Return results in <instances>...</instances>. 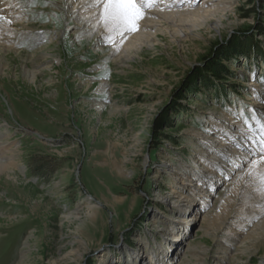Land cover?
Masks as SVG:
<instances>
[{
	"label": "rangeland",
	"instance_id": "1",
	"mask_svg": "<svg viewBox=\"0 0 264 264\" xmlns=\"http://www.w3.org/2000/svg\"><path fill=\"white\" fill-rule=\"evenodd\" d=\"M70 1L24 0L11 32L0 24L10 44L0 47V131L16 148L0 174V264H144L150 253L217 264L222 238L203 220L181 228L170 170L199 165L213 119L250 117L251 79L264 81V0H232L187 34L190 24L164 21L117 49L75 35ZM220 61L230 75L210 74ZM174 234L183 244L169 248ZM240 239L223 264H264V225Z\"/></svg>",
	"mask_w": 264,
	"mask_h": 264
},
{
	"label": "bare ground",
	"instance_id": "2",
	"mask_svg": "<svg viewBox=\"0 0 264 264\" xmlns=\"http://www.w3.org/2000/svg\"><path fill=\"white\" fill-rule=\"evenodd\" d=\"M23 1L0 0V12L4 16L3 22L0 23L2 28H7L13 12H22L25 7L24 4L21 5ZM231 3L232 0H155L152 7L145 6L146 14L139 21V30L113 33L115 43L108 39V29L100 21L99 8L93 4V0H71L65 10L70 12V19L75 21L78 27L74 30L75 35L85 38L96 34L102 37L101 40L105 44H112L117 49L123 43L129 44L134 42V39L149 35L164 21H169L171 25H177L179 22L190 24L188 30H181V33L187 34L191 32V23L201 24L211 15L218 17V13L225 11ZM22 20L25 23L24 17ZM71 26V23L67 24V29L70 30ZM11 30V27L7 28L8 32ZM2 42L0 39L1 48L10 47L8 41ZM251 86L256 98L250 117L245 119L239 109H232L225 115L226 120L213 119L206 133L202 134V139H206L205 142L202 141L206 150L196 154L199 165L189 168L181 163L173 164L170 170L173 172L170 195L176 198L173 200L174 204L178 207V213L184 216L181 228L185 229L186 225L188 228L192 227L199 220L213 227V231L217 232L216 237L222 238L219 240V246L224 250V256L217 260V264L224 263L231 249L239 250L241 236L256 233L264 225V120L259 109L264 104V81L251 79ZM1 134L0 131V174L16 166V148L12 143H8L7 139H3ZM211 139L214 145L207 144ZM219 184H222V190L216 194L215 188ZM87 208L89 217L95 219L97 207L90 203ZM216 224L218 225L214 227ZM219 232L224 234V237H218ZM182 238L177 234L172 238L168 237L167 247H171V240L183 244ZM149 255L147 263L164 264L158 260L156 254L157 260H154L153 254ZM166 256L168 260L170 255Z\"/></svg>",
	"mask_w": 264,
	"mask_h": 264
},
{
	"label": "snow or ice",
	"instance_id": "3",
	"mask_svg": "<svg viewBox=\"0 0 264 264\" xmlns=\"http://www.w3.org/2000/svg\"><path fill=\"white\" fill-rule=\"evenodd\" d=\"M155 0H93L99 8V18L108 29V39L115 43L113 33L138 31L139 21L146 14V7H152ZM4 17L0 16V20ZM10 23V21H9ZM122 42V41H121Z\"/></svg>",
	"mask_w": 264,
	"mask_h": 264
},
{
	"label": "trees",
	"instance_id": "4",
	"mask_svg": "<svg viewBox=\"0 0 264 264\" xmlns=\"http://www.w3.org/2000/svg\"><path fill=\"white\" fill-rule=\"evenodd\" d=\"M238 49H240L239 47H233L232 48V51L233 50H238ZM227 52H229L228 50H224V52H220V54H217L218 55V57L219 58H221V56H223V53H227ZM219 65H220V67L217 65V64H215V65H212L210 68H209V71H210V74L211 75H213L214 77H221V71L222 72H224L225 74H227V75H230V71L225 67V66H223V65H221L222 63H221V61H220V63H218ZM166 119H163V121H158V123H159V127H162L163 126V122L165 121Z\"/></svg>",
	"mask_w": 264,
	"mask_h": 264
}]
</instances>
